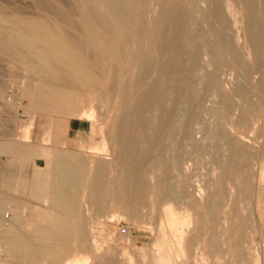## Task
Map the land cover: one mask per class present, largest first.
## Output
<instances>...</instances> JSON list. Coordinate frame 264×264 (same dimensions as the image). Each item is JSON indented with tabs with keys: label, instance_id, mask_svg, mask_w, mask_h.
<instances>
[{
	"label": "bare ground",
	"instance_id": "bare-ground-1",
	"mask_svg": "<svg viewBox=\"0 0 264 264\" xmlns=\"http://www.w3.org/2000/svg\"><path fill=\"white\" fill-rule=\"evenodd\" d=\"M96 1L70 0V8L63 0L36 1L34 5L53 15L55 21L0 12L1 55L17 56L26 47L27 51H38L36 53L44 60L51 61L50 57H53L60 63L63 74L40 76L37 84L33 80L35 85L25 89L29 110L34 114H56L57 117V114L73 115L88 109L91 98L86 94L97 92L98 81L85 83L76 79L73 72L78 66L83 77L92 73L91 69H101L100 78H103L108 72L105 64L115 58L117 68L113 69L111 80L116 81V71L128 61L135 78L130 89H125L123 81L118 79L119 95L113 86L110 89L103 86L108 91L101 97L94 95L106 101L114 98L119 103L116 109L113 107L116 102L113 103L107 113L117 127L115 131L114 125L111 127V140L117 150L115 168L109 169V162L103 159V162L95 163L86 161L79 153L56 149L50 161L49 186L33 183L32 192L34 195L45 192L43 200L50 201L48 209L61 216L79 212L84 217V202L90 207H98V195L105 191L109 169L112 170L109 172L111 183L119 187L118 196L114 193L118 198L117 205L124 207L134 218L146 211L158 225L160 239L153 264L172 261L173 264H186L196 255L198 247L201 250L204 247L210 256L220 255L223 239L234 253L236 264H249L242 249L246 238L244 223L235 226L234 240L229 234L234 224L228 226V223L237 215V206L248 198L251 155L246 144L242 146L232 140L225 124L235 107L234 95L243 107H239L242 109L238 114L242 122L252 114L264 120V0H102V10L96 8ZM192 12L196 13L195 19L191 17ZM124 31H129L130 35L125 36ZM2 34H8L12 42H6ZM118 40L122 43L120 46H111ZM129 46L133 48L131 57L126 54ZM21 62L31 64L26 57ZM225 63L234 69L232 93L222 87L219 77ZM106 81L104 85H107ZM200 83L202 86L198 88ZM208 91L217 93L219 103L216 104L220 105L217 117L222 123L214 125L213 120L202 126L203 138L194 141L190 125L203 109ZM212 115L214 119V113ZM262 119L258 120L262 122ZM48 136L49 132L45 142H48ZM205 149L211 150L209 156L217 167L222 168L223 180L230 181L236 189L231 197L223 187L207 180L205 196L199 198L189 189L188 177L180 176L182 159ZM2 150L15 156L14 162L40 156L37 150L18 142L6 144ZM9 165H6L8 169H0L3 187L7 189L11 185ZM227 197L231 199L230 209L227 205L224 207ZM4 202L7 201L0 194V207ZM63 222L58 219V224ZM13 223L12 219L6 226H13ZM80 228L84 231L85 224ZM38 232L47 242L26 236L24 242H35L40 251L49 254V264L61 263L64 253L63 244L59 242L65 243L67 239L58 234L52 224L40 227ZM202 234L207 235L206 239ZM21 244L16 240L4 242L3 245L8 246L6 255L11 258L8 264H38ZM90 244L102 264H114L103 255L112 251L110 248Z\"/></svg>",
	"mask_w": 264,
	"mask_h": 264
},
{
	"label": "rangeland",
	"instance_id": "rangeland-1",
	"mask_svg": "<svg viewBox=\"0 0 264 264\" xmlns=\"http://www.w3.org/2000/svg\"><path fill=\"white\" fill-rule=\"evenodd\" d=\"M36 1L39 2L41 0H0V12L12 15L21 14L20 16L27 19H30L31 17L32 19L42 17L45 18L44 20L55 21L53 15L40 10L37 5H34L37 3ZM63 2L66 6H68V8H70V0H63ZM101 4L102 0L101 2L97 0L95 2L96 8L102 10L103 7ZM191 17L195 19L196 13L192 12ZM124 32L125 36L130 35L129 31ZM2 37L6 42H12V39H9L8 34H2ZM119 44L121 45L122 43L118 40L111 46H120ZM105 48L110 49V47L108 48V45H105ZM129 48L126 54L131 57L133 48L130 46ZM27 50L28 49L26 47L21 49L17 56H4L0 54V169H8L6 165H11H9L10 167L8 170V176L11 183L10 189L3 187L0 177V194H2L4 199L7 201L0 207V264H8V261L11 259L6 255L8 246L3 245L7 240H16L21 242V246L24 251L29 253L33 259H36L38 264H49V254L45 253V251H40L36 247L37 244L35 242H24L23 239L26 236L36 238L42 242H47L45 239L41 238L42 236H40L38 229L42 226L50 224L54 225L58 234L67 239L65 243L59 242L60 245L63 244L62 253H64V258L61 263L102 264L103 261L101 258L97 257L96 254H94L95 252L92 250L90 243H93L96 245L98 244L105 249L110 248L112 251L108 254L104 253L103 255H106V257L113 261L114 264H153V257L157 249V242L160 239V232L159 229L157 230L158 225L155 220L151 219L146 211H143L139 217L134 218L125 212L124 207L122 208L116 203L118 199L117 192L119 187L114 186L111 183V175L109 172L111 173V171L115 168L117 159L116 146L113 145L114 142L111 140V134H113L111 127L114 125L113 131H115L117 127L116 123L113 121L111 122V120L107 117V113L110 111L109 108H112L113 103L117 100L112 98L109 99V101H106L100 98L106 91H108L106 89H110L112 86L114 87V91L117 93L118 89L120 90V80L123 81L125 89H130L132 87L135 82V78L134 76L132 77L129 61L124 62L120 66V69L116 71L117 74L115 73V82H113V79L111 80L112 71L117 68V61H115V58H112L113 60L110 59L105 64V69L108 72L104 73L105 77L103 78H100V75L102 74L101 69H91L92 73L88 72L83 77L78 71L80 69L78 66L76 69L78 72L76 70V72H73L75 78H79V80L82 79L85 83L98 81L97 92L86 94L91 98L86 111L73 115L62 114L61 116V114H57V117L55 114L52 115V118V116L49 115L45 116L41 114H34L31 110H29V101L28 98L25 97V89L37 84V80L40 76H51L58 73L63 74L60 68V63L53 57H50L52 58L51 61L44 60L41 55L36 53L38 51L33 53L32 51L30 52ZM128 52L131 53V55ZM25 57L30 59L31 64H23L21 62V59ZM231 68L232 67L229 64H223L219 76L222 87L224 89L228 88L227 90L229 93L233 92V87L231 86H233L235 82L234 69ZM120 71H123V73ZM107 75L109 79L107 78ZM93 76H95L96 80ZM120 76L124 77V79ZM97 78L100 79L101 82ZM105 78L108 80L107 85H104L107 81L102 80ZM118 79L120 80L118 81ZM33 80L35 81V84H33ZM253 81H255V79ZM103 86L106 89H104ZM201 86L202 84L200 83L198 88H201ZM73 89L75 88L73 87ZM76 89L78 88L76 87ZM99 92H102V94ZM213 93L214 92L212 91H208L205 94L203 100L204 107L200 112L203 119L201 117L199 118V114L198 117L191 122L190 133L193 138L192 140L194 141H200L203 138V127L205 125L211 124L213 120L215 121L214 125L222 123L221 119L217 117V112L220 110V105H217L219 103V99L216 95L217 93H214V96ZM95 94H97L96 96H100L99 99L94 96ZM119 94L120 93L118 92V95ZM233 97L235 107L225 124V129L229 132L233 141H238V143L242 146L246 144L247 149L246 146L244 148L248 150L251 158L248 163L250 179L248 178L249 183L247 190L249 195L247 199L242 201L237 206V215L229 221L228 226L234 224L233 229L229 232V234L232 240L236 239L235 226L240 223H244L246 238L243 241L242 249L245 255H247V262H249V264H264L263 251L260 247L261 242L264 241V171H262V169L264 170V120L262 118H257L256 115L252 114L250 115L252 118H246L245 121L242 122L238 116L240 110L243 108L241 106L242 104L240 105L237 101L238 97L235 95ZM94 98H96V100ZM100 100L102 101L101 104H99ZM106 104L108 106H106ZM213 104L216 107L212 106ZM114 105V108L116 106L118 108L119 103L116 102ZM239 107L242 108L239 109ZM216 108L217 110H215ZM105 109H108V111L106 112ZM213 113L215 115L214 119L212 117ZM32 116L34 117L32 118ZM250 118L251 120H249ZM106 119L107 121H105ZM258 119H262V122ZM238 120L241 122L239 123ZM47 132L50 133V136H48V142H45L44 139H46ZM180 137L179 141L182 143ZM16 142L25 145L28 149L37 150L40 156L34 158L25 157L21 162H14L13 160L17 158L10 153L4 152L2 147L6 144ZM56 149L62 151L68 150L67 152L71 151L76 154L79 153L78 155H81V157L86 161L92 160L95 163H100L104 160V162H109V169L112 168L111 171L107 169L106 172L109 179L105 174V181L108 179L107 182H104L105 191L98 195L99 208L90 207L84 202V217H82L79 212L73 215L71 213L66 215L62 214L63 216H61V214L56 213V211L48 209L50 201L47 199L43 200L44 197L46 198L45 192H42L43 194L40 193L39 195H34L32 192L31 187L33 183H41L45 187L49 186V173L51 170L50 161L53 158V153ZM204 151L197 152V156L194 155L193 157L189 156L190 158L184 157L182 159V166H180L181 169L179 173L180 176L188 177V180H190L189 189L199 198H204L205 196L207 180H210V182L213 180L214 185H220L223 187L231 197V195L235 194L236 189L230 181L223 180L225 178L222 174V168L217 167L218 165H216L211 156H209L211 154V150L205 149ZM10 160L12 164L10 163ZM106 185L108 186L107 189ZM105 192L108 193L105 194ZM109 193L110 195H108ZM114 193L117 195L116 197L114 196ZM106 195L108 197L110 196V198ZM113 196L114 198H112ZM111 199L114 200L110 201ZM109 205H111V207H109ZM226 205L227 209H230L231 199H229V197H227L225 201V208ZM108 207L110 210H108ZM6 215L8 216L6 217ZM12 219L14 221L13 226L12 224L6 226ZM58 219L64 222L58 224ZM83 223L85 224L84 231L80 228ZM7 228H10V230ZM16 229L18 231H16ZM19 229L22 230L20 231ZM202 237L206 239L207 235L202 234ZM220 248L221 254L213 257L212 255L210 256L207 254L204 247L202 248L203 250L198 247L196 255L191 256L188 262H191L192 264H236L234 253L229 250L228 243L225 239L220 242ZM188 262H186V264ZM170 263L173 264L174 261ZM178 264L180 263L178 262Z\"/></svg>",
	"mask_w": 264,
	"mask_h": 264
},
{
	"label": "built area",
	"instance_id": "built-area-1",
	"mask_svg": "<svg viewBox=\"0 0 264 264\" xmlns=\"http://www.w3.org/2000/svg\"><path fill=\"white\" fill-rule=\"evenodd\" d=\"M262 250L264 251V241L261 242V246Z\"/></svg>",
	"mask_w": 264,
	"mask_h": 264
}]
</instances>
